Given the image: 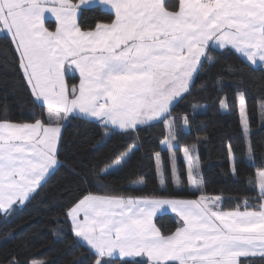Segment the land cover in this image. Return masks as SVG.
<instances>
[{
  "label": "snow or ice",
  "instance_id": "snow-or-ice-1",
  "mask_svg": "<svg viewBox=\"0 0 264 264\" xmlns=\"http://www.w3.org/2000/svg\"><path fill=\"white\" fill-rule=\"evenodd\" d=\"M92 3L0 0V31L14 45L26 85L42 110L33 122L0 119V214L34 199L55 174L62 128L75 119L99 124L105 137L138 135L141 127L163 123L167 155L153 154L159 184L179 188L178 132L190 122L182 116L178 124L173 117L177 102L191 95L205 65L214 63V50H234L251 65H264V0H178L167 6L164 0H98L110 9V22L84 29L79 18L83 6ZM47 13L55 17L54 31L45 26ZM69 72H78V86H69ZM236 97L251 162L255 147L245 91L237 89ZM219 103L229 110L227 98ZM259 108L264 121V100ZM228 148L235 174L237 157ZM137 151L133 144L117 153L98 175L122 170ZM180 159L197 198L106 190L86 192L69 206L74 236L92 252L94 264H264V170L256 174V199L243 198L228 209L223 197L205 192L197 145L183 147ZM165 208L177 218L169 233L154 222ZM9 264L21 261L13 258Z\"/></svg>",
  "mask_w": 264,
  "mask_h": 264
},
{
  "label": "trees",
  "instance_id": "trees-1",
  "mask_svg": "<svg viewBox=\"0 0 264 264\" xmlns=\"http://www.w3.org/2000/svg\"><path fill=\"white\" fill-rule=\"evenodd\" d=\"M78 0H73L77 2ZM111 12L99 6L84 8L79 23L82 28L99 22H110ZM214 63L201 73L191 95L177 102L173 117L187 116L189 126L178 132L180 145L176 149L182 183L159 184L154 152L166 157L162 141L166 136L163 123L141 127L138 135L117 133L104 136V128L96 123L75 119L62 130L58 159L61 166L34 199L16 207L11 214H0V264L13 258L21 264L44 261L45 264H94L89 248L74 236L66 212L69 206L86 192L106 194L107 191L133 196H165L194 199L198 192L187 184L182 157L185 146L196 144L199 154L202 185L208 195H220L228 209L243 198L250 202L258 195L257 172L264 170V121L259 104L264 100V66L254 67L235 51L214 50ZM220 81L217 83V81ZM77 75H68L69 86L77 85ZM237 89L245 91L250 125V139L255 147L249 161L242 134ZM227 98L229 110L220 108ZM0 119L13 122H33L42 110L37 108L19 67L18 54L6 35L0 36ZM196 105V108H193ZM138 145L129 164L111 175L98 173L112 163L114 155L131 145ZM235 153L237 171L232 172ZM249 180L255 183L250 184ZM143 181V183H140ZM167 187V192L164 191ZM164 233L174 231L177 219L172 214L158 215L154 221ZM259 264V261H257Z\"/></svg>",
  "mask_w": 264,
  "mask_h": 264
},
{
  "label": "crops",
  "instance_id": "crops-1",
  "mask_svg": "<svg viewBox=\"0 0 264 264\" xmlns=\"http://www.w3.org/2000/svg\"><path fill=\"white\" fill-rule=\"evenodd\" d=\"M77 2H78V1H77ZM177 2H178V0H164V3H165L166 6L169 5V4H176ZM95 6H99V7H101L102 9H104V10L110 12V9L101 6V5L98 3V0H93V3L90 4V5H84V6H83V9H84V8L95 7ZM45 26L48 27L50 31H54L55 28H56V26H57V23H56L55 17H54L52 14H50V13H47V14H46ZM2 35H6V34H5L3 31H0V36H2ZM233 51H234V50H233ZM237 54H238V53H237ZM238 55L240 56V54H238ZM241 57H242V56H241ZM242 58L245 59L244 57H242ZM245 60H246V59H245ZM247 62H248V61H247ZM248 63L250 64V62H248ZM252 66H253V65H252ZM258 66H264V65H261V64L258 63V64L255 65L254 67H258ZM73 74H74V75H77L78 78H79V74H78V72H69L68 74H66V80H67L68 75H73ZM78 84H79V81H78ZM78 84H77V86H78ZM62 130H63V128H62ZM61 135H62V133H61ZM167 213L172 214V215L176 218L175 214H174V213H171V212H170V209H168V208H165L164 211H162L161 213H158L157 216H158V215H162V214H167ZM157 216H156V217H157ZM156 217H155V218H156ZM155 218H154V221H155ZM176 219H177V218H176ZM83 243H84V242H83ZM85 245H86V244H85Z\"/></svg>",
  "mask_w": 264,
  "mask_h": 264
},
{
  "label": "rangeland",
  "instance_id": "rangeland-1",
  "mask_svg": "<svg viewBox=\"0 0 264 264\" xmlns=\"http://www.w3.org/2000/svg\"><path fill=\"white\" fill-rule=\"evenodd\" d=\"M241 118V117H240ZM164 211V210H163Z\"/></svg>",
  "mask_w": 264,
  "mask_h": 264
}]
</instances>
